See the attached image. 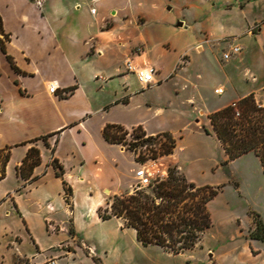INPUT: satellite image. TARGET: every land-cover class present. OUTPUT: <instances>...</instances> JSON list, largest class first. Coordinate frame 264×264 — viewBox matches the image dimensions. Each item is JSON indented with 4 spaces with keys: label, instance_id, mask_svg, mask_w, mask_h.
<instances>
[{
    "label": "crops",
    "instance_id": "1",
    "mask_svg": "<svg viewBox=\"0 0 264 264\" xmlns=\"http://www.w3.org/2000/svg\"><path fill=\"white\" fill-rule=\"evenodd\" d=\"M250 1L253 0L246 4L241 1L234 7L245 15ZM169 3L170 0H45L38 6L33 0H0L3 29L9 36L5 41L6 52L0 46V148L12 146L7 174L0 180V236L8 250L7 256L2 257L5 262H11L10 243L17 244L20 254L38 261L45 252L54 251L52 248L60 241H71L73 250H56L50 257L58 264L61 258L66 259L65 264H97L93 256L109 264L110 257L122 251L127 240L136 249L148 247L137 240L134 228L123 225L122 218L102 220L98 214L100 207L123 193L137 168L130 151L107 141L103 131L107 124H119L126 130L142 127L147 135L165 132L177 135L178 145L184 137L181 133L185 124L177 129L159 127L160 117L173 114L169 109L171 100L163 105L154 95L164 87L176 93L186 92L185 101L191 105L194 122L215 136L209 117L212 112L251 93L257 101H264V22L253 35L249 27L264 18V14L256 16L240 31L227 29L211 16L206 17L203 25L209 26L211 42L202 45V50L195 45V39L183 43L169 41V47L165 48L166 41L161 40L157 24L172 9ZM92 8H96L95 13ZM182 21L174 19L173 30L183 33L188 29L187 19ZM180 22L183 25L177 28ZM153 23L151 29L147 27ZM246 35L249 44L237 42L244 49L230 60H224L220 46L213 44L226 36L236 39ZM140 45L142 51L137 52ZM177 45L185 48L178 49ZM184 53L189 54V60L178 66ZM194 54L200 60L197 63ZM7 55L20 72L12 67ZM128 58L138 65H153L155 83L149 87L138 85L133 80L135 74L126 70ZM245 70L253 74V80L245 77ZM208 74L218 79L213 94H225L223 100L217 99L211 106L205 105V97L197 92ZM51 82L58 87L53 93L49 91ZM71 87L73 90L69 91ZM220 87L224 91L217 93ZM149 93L153 96H148ZM51 133L55 134L48 137V142L55 145L54 152L42 139L31 141ZM216 140L220 144L217 137ZM177 145L172 156L185 174ZM31 146L40 149L41 163L34 168V179H24L18 175L17 166ZM217 148L218 151L222 148V152L215 167L224 171L220 163L226 159L225 152L221 144ZM253 154L249 152L233 160L246 166L242 175H247L248 170L264 174L258 156ZM53 158L62 166L61 176L51 163ZM228 168V174L224 171L228 176L226 182L208 185H223L222 192L228 182L244 199L241 181ZM11 174L15 181L2 191ZM100 179L105 181L99 186ZM65 186L72 189L68 196L70 203L66 202ZM246 211L248 225L234 214L235 232L227 234L223 224L214 230L215 239L203 247L212 254L200 255L205 264H217L221 259L219 248L238 240H242L241 247L228 251L234 256L231 264H264V242L247 236L254 224L251 212L258 213L263 221L264 213L252 207ZM15 214L23 233H13L6 226L8 218ZM114 220L115 235L98 231L100 224ZM47 225L58 227L60 233L49 234ZM70 227L72 233L68 231ZM25 238L32 244V250H21ZM123 264L139 263L128 255Z\"/></svg>",
    "mask_w": 264,
    "mask_h": 264
},
{
    "label": "rangeland",
    "instance_id": "2",
    "mask_svg": "<svg viewBox=\"0 0 264 264\" xmlns=\"http://www.w3.org/2000/svg\"><path fill=\"white\" fill-rule=\"evenodd\" d=\"M170 1L171 3H169V6H172V9L167 11L165 16H162L157 24L159 25L158 30L161 40L166 41L165 48L169 47L167 45L169 41L183 43L188 39H195V45L201 46L200 49L202 50V45H207L211 42L210 37H208L209 26L203 25L204 19L206 17L211 16L214 21H217L219 22V24L224 25L227 29L240 31L247 28L248 22L251 23L256 16H261L264 14V0L250 1L251 3L247 7L245 15L241 13L239 8H235L234 6H238L241 1L246 4L248 0ZM174 19H178L181 21L183 19H187V24H189L190 26L188 27V29L184 30L183 33L176 32V30H173L172 28V22L174 21ZM263 22L264 18H259L255 22L251 23L249 27L252 35L253 33L258 32L259 27ZM154 24L155 23L149 24L147 27L151 29ZM182 25L183 23L180 22L179 24H176V27L180 28V26ZM237 42L241 43L242 45L246 43L249 44V38L247 35L242 37L239 36L236 39L233 36H226L213 41V44L220 46L221 52L223 53L224 51L229 50L231 45L237 44ZM241 44L238 45L241 46L242 52L244 47ZM177 48L182 49L185 47H183L182 45H177ZM193 57L196 63L200 61L196 59V55ZM188 60L189 54H182L180 56V59L178 60V66L186 65ZM245 74V77L247 79H249L250 81L253 80V74L250 71L245 70ZM133 80H135L138 85L140 84L135 75L133 76ZM217 81V78L208 74L205 84H202V86L197 88V92L202 97H205V105L207 106L216 104L217 99L223 100L225 98V94L221 96H216L213 94V86ZM154 95L155 97H158V99H160V104L164 105L170 100L172 102V105L171 107H169V109L173 112V114H166L163 117H160L158 119V122L162 124L159 125V127H165L166 129H177L182 128V126L185 124L186 126L182 128L181 133L182 135H184V137L181 141H179L177 145L178 137L177 135H172V137L175 139V146L173 147L171 154H164L165 147L163 146V144L167 142V139L165 136H163V133H157L154 135L145 134L142 137L137 138L136 135L140 134L141 130L136 128L127 129L128 133L124 138L129 143H121L120 145L130 151L132 157H134L137 161L136 171L143 165L146 171L150 173L151 183H154V181L159 177H164L167 174L168 168L171 166H178L180 171L182 172L179 163L176 162L175 158L172 156L177 145V153L180 156L181 164L183 165L184 172L188 179L193 178L194 182L201 185L222 184L223 182H226L228 176L221 168L215 167V160L219 159V153L222 152V148H219L218 151L217 147H220V144L216 140V136L213 133H207L204 128L203 131L202 127L194 122L195 116L192 114L193 111H191V105L187 103V101H185V98L188 94L182 91L180 93H176L174 89L172 90L171 88L166 86V88L164 87L162 89V92H157ZM148 96H153V94L149 93ZM257 102L264 105V101ZM175 113H177L180 118H177ZM203 118L204 120H206L205 117ZM200 119L201 118L198 117L197 121H200ZM123 132L124 131H119L118 133L122 135ZM133 142L138 143V145L135 148H133L132 146L131 148H128L129 144H132ZM129 156L130 154H127L128 158ZM224 158H227V155L225 153ZM256 159L258 161L259 157ZM233 160H230L226 166L233 169V171L236 173L238 180L241 181V188L246 197L244 199H241L234 186L228 184V182L226 185H224L223 191L209 201L208 207L211 211V214H213L212 226L202 237V240L200 241L198 246H196L192 250H187L179 254H172L157 245L136 249L134 246H130V241L127 240V242H125L124 248H122V251H118L112 257H110L109 264H114L115 262V264H123L128 255H131L133 258H135L139 264H205L202 256L206 257L207 253L212 254V252L211 250H209V248L206 247L203 249V247L207 245L211 239H215L216 236L214 230L220 229L223 224L227 234L235 232V225L232 220L234 214L239 215L242 218L241 220L248 225V214L246 211L247 207H252L253 209L257 210L259 209L264 213V174L258 171V175H256L257 173L255 174V172L253 173L248 170L247 175H242V173H244L243 171L246 170V166L240 164L239 162H233ZM222 161L220 164L222 167H224L222 165ZM14 181L15 178L13 174H11L3 183L2 191H4L5 188L11 186ZM104 181L105 180H101L99 186L103 184ZM138 186V179L135 177V174H133L132 177L128 179L127 187L122 194L131 193L134 189H137ZM80 206H82V204ZM7 222L8 223L6 226H8V229H11V232L23 233L21 222L16 214L9 217ZM1 223L2 220L0 219V224ZM71 230L72 229L70 227V229L68 230L69 233ZM47 231L49 234H52L54 232L60 233L58 227L50 229L48 225ZM98 231L101 234L105 233L110 236L115 235V220L100 224ZM247 236L249 237V233ZM127 237H130V235L128 234ZM41 240H44V238H42ZM17 241H19V237L17 238L16 242ZM234 243H231L232 245L229 244L230 246L226 245L219 248V251L221 252V259L217 264H231L234 256L228 254V251L229 249H232V247L237 248V246H239L240 248L242 245V240H238ZM16 245V243H10L8 245L9 250L12 248L9 251L11 252V262H5L2 257L3 255H5V257L7 256L8 250L6 249L3 237L0 236V264H37V262H42L46 259L50 260V257L53 256V252H56V250H68V252H70V250H73L74 246L71 241L62 240L52 248L54 251L45 252V256H43L40 260L35 261L34 259L28 257L26 254H20ZM32 249L33 247L30 241L27 238L23 239L21 250L29 251ZM85 253L88 254V252ZM59 261L60 264L66 263V259L64 258H61Z\"/></svg>",
    "mask_w": 264,
    "mask_h": 264
},
{
    "label": "trees",
    "instance_id": "3",
    "mask_svg": "<svg viewBox=\"0 0 264 264\" xmlns=\"http://www.w3.org/2000/svg\"><path fill=\"white\" fill-rule=\"evenodd\" d=\"M0 46L6 52L5 41L9 36L3 29L0 15ZM12 67L20 72L13 58L7 55ZM73 90V87L69 91ZM238 112L230 104L212 112L210 122L213 130L222 145L227 158L222 161L224 171L228 174L226 166L230 160L238 158L246 153L253 152L259 157L264 172V105L258 103L253 93L238 100ZM137 138L146 133L142 127ZM124 131L122 135L118 132ZM206 132H209L206 129ZM127 130L119 124H107L103 134L107 141L117 144H128L124 138ZM43 135L32 139H42L51 146L48 137ZM167 142L164 154H171L175 146V139L168 132L163 133ZM150 138V137H148ZM57 142V140H56ZM138 143H130L128 148H135ZM12 146L0 148V180L7 174V165L11 159ZM143 162V161H142ZM41 163V151L36 146H31L24 156L21 165L17 166V173L24 179H34V168ZM52 165L56 174L61 176L62 166L57 158H53ZM66 184V182H65ZM223 185H199L189 180L179 167L174 165L168 168L164 177L157 178L147 188L136 189L131 193L115 195L112 200L98 209L102 220L111 217L123 219L125 227L135 229L137 240L144 246L158 245L173 254H179L192 250L199 245L204 233L212 226V217L209 210V201L221 192ZM71 187L65 186L66 202L70 203ZM254 226L249 232V238L259 239L264 242V221L255 211L251 212ZM72 233V230H71ZM97 264H103L101 259L93 256Z\"/></svg>",
    "mask_w": 264,
    "mask_h": 264
},
{
    "label": "built area",
    "instance_id": "4",
    "mask_svg": "<svg viewBox=\"0 0 264 264\" xmlns=\"http://www.w3.org/2000/svg\"><path fill=\"white\" fill-rule=\"evenodd\" d=\"M33 1L38 6H41L45 2V0H33ZM91 12L95 13L96 8H92ZM136 50H137V52H140V51H142V48L137 47ZM240 52H241V46L238 44H233V45H231L229 50L223 52L222 57L224 60H230L233 56L240 54ZM125 66H126V70L128 72H132L136 75L137 79L139 80V82L142 85L149 87L155 83L156 68L153 65H151V64L138 65L131 58H128ZM57 88L58 87L54 82L49 83V91L50 92L53 93V92L57 91ZM223 91H224L223 87L216 89L217 93H222ZM231 105L235 108V110L237 111V114H239V112H238V101L232 102ZM135 177L138 179V184H139L137 189L148 187L151 184L150 173H148V171H146V169L144 168L143 165L140 169H138L136 171ZM135 190L136 189H134L133 191H135ZM50 229H53V227L50 226ZM37 264H58V263H57L56 259H50V260H47L43 263H37Z\"/></svg>",
    "mask_w": 264,
    "mask_h": 264
}]
</instances>
